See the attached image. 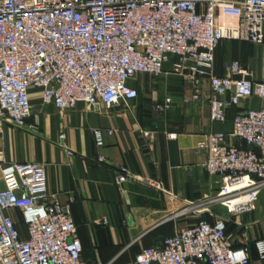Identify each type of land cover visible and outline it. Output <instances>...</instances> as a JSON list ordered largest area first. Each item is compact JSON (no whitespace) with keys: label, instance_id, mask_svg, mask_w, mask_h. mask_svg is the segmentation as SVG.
Wrapping results in <instances>:
<instances>
[{"label":"built area","instance_id":"1","mask_svg":"<svg viewBox=\"0 0 264 264\" xmlns=\"http://www.w3.org/2000/svg\"><path fill=\"white\" fill-rule=\"evenodd\" d=\"M226 40L264 41V0H0V122L26 127L32 90L60 111L79 104L94 111L128 106L138 98L130 83L140 75H162L174 58L172 73L194 86L186 102L202 98L199 87L207 80L211 119L227 123V110L243 100L264 103V82L246 78L240 62L224 77L214 74L216 49ZM172 105L168 98L154 110L164 114ZM231 124V134H206L197 147L208 152V175L220 178L217 195L185 202L178 215L203 216L218 204L228 213L255 210L264 192V104ZM94 138L102 148L104 133L96 131ZM1 171L0 264H88L70 206L49 191L46 165L12 163ZM117 171V185L131 178L127 168ZM144 182L164 190L158 181ZM237 200L242 203L233 206ZM14 211L23 214L25 239ZM254 247L264 261V239ZM135 264H252V258L247 247L233 245L225 219L217 216L141 251Z\"/></svg>","mask_w":264,"mask_h":264},{"label":"crops","instance_id":"2","mask_svg":"<svg viewBox=\"0 0 264 264\" xmlns=\"http://www.w3.org/2000/svg\"><path fill=\"white\" fill-rule=\"evenodd\" d=\"M175 61L166 64L160 76L140 75L132 81L138 98L128 106H102L94 111L79 104L60 111L32 90V116L26 127L0 122V190L4 189L1 167L5 164H45L49 191L70 206L83 246L82 260L88 264H135L141 251L161 246L166 238L201 219L212 223L217 216L225 219L233 245L247 247L252 264H264L254 247L264 239V192L251 212L228 213L223 207L216 212L213 207L212 213L203 216L178 215L185 202L215 197L219 191L220 178L209 176L205 169L208 152L197 148L202 136L231 134L236 116L264 103L259 98L243 100L227 110V123L214 122L209 82L200 85V100L186 102L194 86L172 73ZM234 62L241 63L246 78L264 82V41H222L215 52L214 74L226 76ZM168 98L173 100L172 107L164 114L155 112V105ZM99 130L104 133L102 148L94 138ZM169 134L177 138L170 140ZM232 143L247 148L243 142L232 139ZM100 157L105 164L99 163ZM122 167L131 178L117 185V169ZM146 179L160 182L164 190L148 185ZM12 216L21 237L27 238L22 212L14 211Z\"/></svg>","mask_w":264,"mask_h":264},{"label":"rangeland","instance_id":"3","mask_svg":"<svg viewBox=\"0 0 264 264\" xmlns=\"http://www.w3.org/2000/svg\"><path fill=\"white\" fill-rule=\"evenodd\" d=\"M221 207H222V206H220V205L218 204V205H215V206H214V209H215L216 212H221V211H223V210L220 209Z\"/></svg>","mask_w":264,"mask_h":264},{"label":"bare ground","instance_id":"4","mask_svg":"<svg viewBox=\"0 0 264 264\" xmlns=\"http://www.w3.org/2000/svg\"><path fill=\"white\" fill-rule=\"evenodd\" d=\"M242 203V200H237V201H235L234 203H233V206L234 205H237V204H241Z\"/></svg>","mask_w":264,"mask_h":264}]
</instances>
